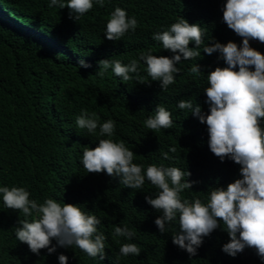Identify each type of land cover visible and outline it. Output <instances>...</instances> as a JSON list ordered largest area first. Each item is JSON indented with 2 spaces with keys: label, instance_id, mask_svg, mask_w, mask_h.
<instances>
[{
  "label": "trees",
  "instance_id": "16d2710c",
  "mask_svg": "<svg viewBox=\"0 0 264 264\" xmlns=\"http://www.w3.org/2000/svg\"><path fill=\"white\" fill-rule=\"evenodd\" d=\"M171 1L105 0L100 7L94 0L93 8L76 21L69 19V9L50 8V0H0V186L26 187L30 198L40 203L53 198L80 205L100 219L98 232L107 237L104 259L90 257L75 246L57 247L52 254L42 249L37 256L16 238L22 213L6 208L0 195V264H59L60 254L68 257V264H204L198 254L190 256L173 244L178 220L166 225L163 234L155 225L162 213L145 200L158 192L150 182L146 180L142 189H130L119 177L85 170L84 147L94 148L107 137L99 135V128L89 134L75 123L82 109L95 112L100 123L112 119L116 121L113 139L125 141L134 151V163L191 172L187 179L196 183L182 193L185 198L206 202L212 188L225 187L224 168L217 162L208 168L199 132L185 110L177 107L190 95L193 60L177 65L181 72L166 91L159 81H151L142 61L139 75L145 83H138L135 74L123 81L111 68L104 76L96 74L102 59L127 65L149 49L154 55L171 57L173 53L152 39L170 26L165 12ZM116 7L125 9L129 17L135 15L139 25L135 32L109 41L106 23ZM250 46L264 53V43ZM81 60L90 67H80ZM212 60L207 56L206 62ZM157 105L172 112L171 129L153 131L144 126ZM171 147L175 153L169 151ZM163 153L173 159H164ZM124 225L135 232L131 240L112 235L115 226ZM123 243L137 244L139 256L121 255Z\"/></svg>",
  "mask_w": 264,
  "mask_h": 264
},
{
  "label": "clouds",
  "instance_id": "9594fccd",
  "mask_svg": "<svg viewBox=\"0 0 264 264\" xmlns=\"http://www.w3.org/2000/svg\"><path fill=\"white\" fill-rule=\"evenodd\" d=\"M95 4L103 7L105 0ZM48 6L69 9V19L77 21L93 8L94 0H50ZM165 16L170 26L152 39L173 53L171 57L154 55L149 49L127 65L102 59L96 74L104 76L111 68L123 81L135 74L138 83H145L139 75L142 61L151 81H159L166 91L181 72L177 65L193 60L190 95L177 107L185 110V117L199 132L208 168L213 162L224 168L225 187L212 188L206 202L183 197L196 183L187 179L191 172L134 163V151L125 141L113 139L116 121L100 123L95 112L85 109L76 117L77 127L89 134L99 128V135L107 138L99 139L94 148L84 147L82 165L88 173L119 177L130 189H142L146 180L150 182L158 192L145 200L162 213L155 225L163 234L166 225L178 220L173 244L190 256L198 254L204 264H264V53L250 46L264 43V0H172ZM138 25L135 15L129 17L125 9L116 7L106 23V39L118 41ZM207 56L213 60L206 62ZM79 66L90 67L83 60ZM144 126L153 131L171 129L172 112L157 105ZM169 151L175 153L176 148ZM163 158L173 159L168 153ZM0 195L6 208L22 213L15 235L32 253L39 256L40 250L47 249L52 254L57 247L75 246L90 257L104 259L107 237L98 232L101 221L80 205L53 198L40 203L22 186H0ZM112 235L131 240L135 232L127 225L115 226ZM119 252L139 256L141 249L135 243H123ZM58 260L68 264L64 254Z\"/></svg>",
  "mask_w": 264,
  "mask_h": 264
}]
</instances>
